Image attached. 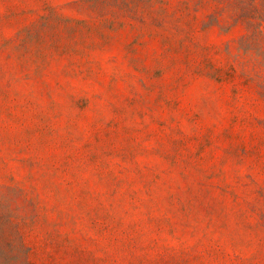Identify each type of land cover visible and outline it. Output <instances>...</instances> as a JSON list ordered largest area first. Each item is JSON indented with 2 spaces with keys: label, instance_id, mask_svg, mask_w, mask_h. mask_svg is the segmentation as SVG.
Returning <instances> with one entry per match:
<instances>
[{
  "label": "rangeland",
  "instance_id": "1",
  "mask_svg": "<svg viewBox=\"0 0 264 264\" xmlns=\"http://www.w3.org/2000/svg\"><path fill=\"white\" fill-rule=\"evenodd\" d=\"M0 264H264V0H0Z\"/></svg>",
  "mask_w": 264,
  "mask_h": 264
}]
</instances>
